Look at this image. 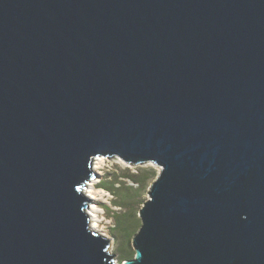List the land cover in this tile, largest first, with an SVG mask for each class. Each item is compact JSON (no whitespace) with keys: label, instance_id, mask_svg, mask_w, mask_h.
<instances>
[{"label":"water","instance_id":"water-1","mask_svg":"<svg viewBox=\"0 0 264 264\" xmlns=\"http://www.w3.org/2000/svg\"><path fill=\"white\" fill-rule=\"evenodd\" d=\"M101 155L161 168L121 264H264V0H0V264H117Z\"/></svg>","mask_w":264,"mask_h":264},{"label":"rangeland","instance_id":"rangeland-1","mask_svg":"<svg viewBox=\"0 0 264 264\" xmlns=\"http://www.w3.org/2000/svg\"><path fill=\"white\" fill-rule=\"evenodd\" d=\"M98 161L99 165L101 164L99 169L101 172L97 186L105 194V198L99 202L103 209V222L98 231L110 239V251L115 254V262L121 264L124 259L132 258L131 254L135 255L133 238L142 224L139 211L148 198L151 184L149 181L146 186H140L124 174L125 172L138 174L139 170H142L147 177L149 175L156 177L161 168L152 162L130 164L118 156H105L102 161L95 158L93 166ZM102 184L113 186L116 192L104 188Z\"/></svg>","mask_w":264,"mask_h":264},{"label":"bare ground","instance_id":"bare-ground-1","mask_svg":"<svg viewBox=\"0 0 264 264\" xmlns=\"http://www.w3.org/2000/svg\"><path fill=\"white\" fill-rule=\"evenodd\" d=\"M103 156L104 155H101V156H97L95 158H99V160L102 161L103 158H105V156L104 157ZM99 163H100V161H98L97 164L94 163L95 164L94 166L92 164V168H93V170H95L97 172V176L94 179L89 180L83 189L84 195L87 196L90 200L89 206L87 209V213L90 216V227L97 232H100L98 230H99V228L103 222V215H102L103 209L101 208L99 202L105 198V194L97 186V184L100 181L99 173L101 172L99 170L101 164L99 165Z\"/></svg>","mask_w":264,"mask_h":264},{"label":"trees","instance_id":"trees-1","mask_svg":"<svg viewBox=\"0 0 264 264\" xmlns=\"http://www.w3.org/2000/svg\"><path fill=\"white\" fill-rule=\"evenodd\" d=\"M126 177H129V178H132L135 182H137L140 186L141 185H143V186H146L147 184H148V182L150 181V182H152L153 181V179L155 178V177H153V176H151V175H149L148 177H147V174L144 172V171H142V170H139V172H138V174H133V173H127V172H125V174H124ZM102 186L104 187V188H107L108 190H110V191H112V192H116V189L113 187V186H111V185H107V184H102ZM134 255L133 254H131V257H133Z\"/></svg>","mask_w":264,"mask_h":264}]
</instances>
